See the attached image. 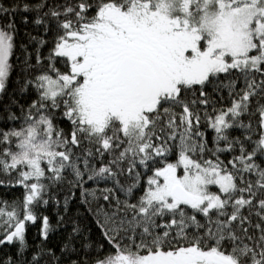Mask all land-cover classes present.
Masks as SVG:
<instances>
[{
  "label": "snow or ice",
  "instance_id": "6c2138e0",
  "mask_svg": "<svg viewBox=\"0 0 264 264\" xmlns=\"http://www.w3.org/2000/svg\"><path fill=\"white\" fill-rule=\"evenodd\" d=\"M0 264H264V0H0Z\"/></svg>",
  "mask_w": 264,
  "mask_h": 264
}]
</instances>
